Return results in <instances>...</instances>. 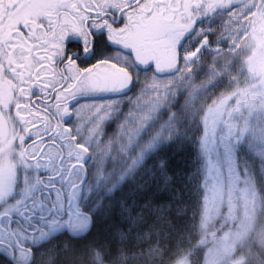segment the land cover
I'll use <instances>...</instances> for the list:
<instances>
[{"label":"snow or ice","instance_id":"obj_1","mask_svg":"<svg viewBox=\"0 0 264 264\" xmlns=\"http://www.w3.org/2000/svg\"><path fill=\"white\" fill-rule=\"evenodd\" d=\"M239 8L0 0V264H54L59 241L93 231L107 264H134L179 205L207 195L219 141L181 103L187 89L161 84L212 51L215 12ZM257 9L264 0L240 17Z\"/></svg>","mask_w":264,"mask_h":264},{"label":"rangeland","instance_id":"obj_2","mask_svg":"<svg viewBox=\"0 0 264 264\" xmlns=\"http://www.w3.org/2000/svg\"><path fill=\"white\" fill-rule=\"evenodd\" d=\"M250 2L242 0L241 8L232 13H216L218 22L211 29H207L205 23L208 31L215 32L209 45L212 51L202 53L191 72L185 68L177 77L161 84V87H166L171 82L187 89L181 103L187 105L190 112L198 114L208 134H214L219 141L220 153L214 156V161L216 165H225L228 173L232 174L227 182L230 197L235 198L239 187L242 203L246 205L245 211L241 212L243 223L228 234L227 241L224 240L226 248L211 246L205 255V264H232L237 259L243 260V264H264V183H257L252 168L254 159L259 171L264 172V12L257 9L251 18H241L240 12ZM185 75L187 80H183ZM240 144L244 145L245 154L238 160L235 149ZM229 145L233 150L226 154L225 147ZM215 170L213 168V172ZM254 192L256 197H253ZM209 194L210 191L199 200L194 197L193 208L196 210L191 218L195 222L187 227V230H192L190 237L195 233L203 235L208 232L211 221L218 216L217 212L205 210ZM254 198L255 211L249 205ZM163 236L168 238L166 234ZM165 238L161 236L154 240L138 258L145 257L147 264H188L186 254L189 252L195 258V250L189 240L178 238L171 247ZM136 251L139 253L140 249ZM97 252L99 256L93 257L86 253L80 255L68 248L59 257L61 260L54 263L83 264V259H86L84 264H107L102 248ZM91 257H97V260H91Z\"/></svg>","mask_w":264,"mask_h":264},{"label":"flooded vegetation","instance_id":"obj_3","mask_svg":"<svg viewBox=\"0 0 264 264\" xmlns=\"http://www.w3.org/2000/svg\"><path fill=\"white\" fill-rule=\"evenodd\" d=\"M236 2H242V0H208L209 4V12L212 14L213 7L219 8L222 6L229 5L231 3ZM220 11L215 12L218 13ZM190 26V25H189ZM171 62H175V53L174 51L171 53V56L169 57ZM210 135V134H209ZM211 136V135H210ZM217 163L212 161V166L214 165L215 172L214 174V183L212 185V188L210 190L209 197L206 200V207L205 210H209L210 213H216L217 217H214L215 219L211 221L210 223V229L208 232H205L201 239L199 238L198 242V249L195 250V258L192 257V253L186 254V261H188V264H205V255L207 254L208 250L211 246H219L221 248H226L225 241L228 240V234L232 232V230L236 229L241 226L243 223V215L241 212H244V208L246 205L242 203L243 196L240 197L239 187L237 190V195L233 199L230 197V192L227 189V182L229 176H232V174L228 173L226 170L225 165L222 167L221 165H216ZM217 171V172H216ZM222 187V188H221ZM255 195L253 197H256V192H254ZM213 194V195H212ZM229 195V196H228ZM228 196V197H227ZM256 200L255 198L251 200V203L249 204L251 206L252 210H256ZM249 216V215H248ZM257 239V238H256ZM204 240V242H203ZM112 243H119V236L117 235L115 240L111 241ZM61 246L64 243L68 244V248L71 251H74L80 255L83 253H86L90 256H99L98 250L102 247H96L97 244H100L101 246L104 243V238L97 237L95 231L88 236L85 240L73 242L71 240H61L58 242ZM257 243V242H256ZM64 254V252H61L60 256ZM97 258V257H96ZM96 258H90L91 260H97ZM47 259V256H46ZM57 260H61V258H58ZM196 260V261H195ZM194 261L196 263H194ZM236 261H240V264H243L244 261L241 259H237ZM233 261L232 264H234ZM83 264L87 262L86 259H83ZM103 262V261H102ZM55 264V263H54ZM104 264V263H103ZM106 264V263H105Z\"/></svg>","mask_w":264,"mask_h":264},{"label":"trees","instance_id":"obj_4","mask_svg":"<svg viewBox=\"0 0 264 264\" xmlns=\"http://www.w3.org/2000/svg\"><path fill=\"white\" fill-rule=\"evenodd\" d=\"M196 200L193 198L190 201H188L187 203H182L181 205L178 206L177 208V212L178 214L173 216L171 218V222H170V226L167 230L166 235L168 236V238H165L163 235L162 237L167 239L165 240V242L167 244H169L171 247L174 246V244H176V240L182 239V241L185 240H189L191 245H193V250H197L198 248V240L199 238L201 239L202 237V233L200 234H193L191 235V237L189 236V234L191 233V228L189 230H187V227H189V225L191 223H194L195 220L191 218V215L193 214V212L196 210L193 208L194 204ZM189 232V233H188ZM194 243V244H193ZM198 244V245H197ZM173 249V248H172ZM192 253V252H190ZM134 264H147V259L144 258H138Z\"/></svg>","mask_w":264,"mask_h":264},{"label":"water","instance_id":"obj_5","mask_svg":"<svg viewBox=\"0 0 264 264\" xmlns=\"http://www.w3.org/2000/svg\"><path fill=\"white\" fill-rule=\"evenodd\" d=\"M241 262L240 261H236V262H234V264H240Z\"/></svg>","mask_w":264,"mask_h":264},{"label":"bare ground","instance_id":"obj_6","mask_svg":"<svg viewBox=\"0 0 264 264\" xmlns=\"http://www.w3.org/2000/svg\"><path fill=\"white\" fill-rule=\"evenodd\" d=\"M210 47V46H209ZM211 49V48H210ZM219 50V49H218ZM217 51V50H216Z\"/></svg>","mask_w":264,"mask_h":264}]
</instances>
